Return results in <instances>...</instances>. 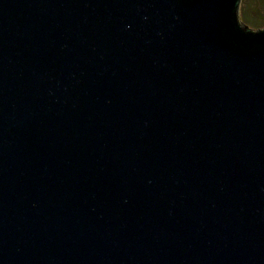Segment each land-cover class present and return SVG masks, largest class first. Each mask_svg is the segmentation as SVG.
I'll use <instances>...</instances> for the list:
<instances>
[{
    "label": "water",
    "instance_id": "water-1",
    "mask_svg": "<svg viewBox=\"0 0 264 264\" xmlns=\"http://www.w3.org/2000/svg\"><path fill=\"white\" fill-rule=\"evenodd\" d=\"M242 4L0 0V264H264Z\"/></svg>",
    "mask_w": 264,
    "mask_h": 264
},
{
    "label": "rangeland",
    "instance_id": "rangeland-1",
    "mask_svg": "<svg viewBox=\"0 0 264 264\" xmlns=\"http://www.w3.org/2000/svg\"><path fill=\"white\" fill-rule=\"evenodd\" d=\"M240 17L252 30L264 29V0H243Z\"/></svg>",
    "mask_w": 264,
    "mask_h": 264
}]
</instances>
